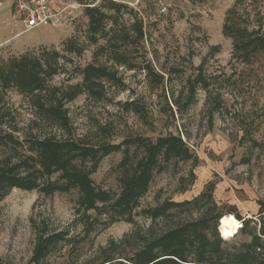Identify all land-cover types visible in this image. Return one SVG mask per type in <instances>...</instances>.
Masks as SVG:
<instances>
[{"label": "rangeland", "instance_id": "obj_1", "mask_svg": "<svg viewBox=\"0 0 264 264\" xmlns=\"http://www.w3.org/2000/svg\"><path fill=\"white\" fill-rule=\"evenodd\" d=\"M59 4L69 11L66 20L31 32H23L22 24L0 9V66L6 72L9 62L21 57L36 58L43 69L47 63L54 66L53 75L43 76L40 95L50 103L53 95L59 98L69 118V130L44 120L29 94L0 82V264H133L137 255H159L153 239L186 222L205 218L200 231L210 240L221 239L217 227L222 217L226 240L219 244L221 260L202 264H264V235L258 234L264 227V53L251 64L240 63L233 57V35L225 28L246 25L264 34V0ZM92 6L106 15L98 33L89 28ZM231 9L235 24L226 23ZM134 21L141 24L143 37L126 42L117 31ZM114 50L125 53L126 62L117 63ZM88 65L110 72L99 80L98 93L83 81ZM149 67L164 74L163 85L146 76ZM198 70L207 90L220 96V107L209 113L207 94L198 85L195 100L177 113L171 94L184 96L186 80ZM71 90L76 91L72 99L63 97ZM129 102L144 110L127 107ZM169 133L181 134L192 157L161 162L131 212L118 211L112 204L121 188L124 148L135 162L142 156L135 138L154 141ZM43 138L93 147L120 144L88 174L95 190L105 191L109 199L84 203L77 187H57L65 184L61 172L48 173L38 162L36 140ZM72 164L89 170L91 160L79 157ZM196 198L155 219L147 213L166 201ZM232 218L242 221L236 232L238 221L232 228L223 226ZM254 234L259 244L250 247ZM245 251L251 252L246 261H229ZM193 258L191 253L188 260Z\"/></svg>", "mask_w": 264, "mask_h": 264}, {"label": "trees", "instance_id": "obj_2", "mask_svg": "<svg viewBox=\"0 0 264 264\" xmlns=\"http://www.w3.org/2000/svg\"><path fill=\"white\" fill-rule=\"evenodd\" d=\"M89 11L90 31L92 33L102 31L101 25L106 15L101 13L94 6L90 7ZM230 14H234L233 9L228 12L226 17V23L229 22L232 24L233 21L235 22L237 20V16L232 18ZM234 22L233 24H235ZM235 25V27L228 24L225 26L230 35H233L232 37L235 42L233 44V57L244 65L251 64L257 54L264 53V34L259 33L257 30H248L246 25L245 27H240L237 24ZM117 32L126 42H138L143 37L142 26L140 23L138 24L137 21H134L130 28L125 27L123 30H118ZM113 59H115L117 63L126 62L125 53L123 54L114 50ZM6 69L5 72L4 67L0 66V82L4 87L10 83L17 85L21 90L25 91L33 98L35 106L44 120H51L62 129L69 130V118L66 115V111L62 109L60 99L56 98L55 100V96L53 95L54 98L50 100L53 101V103H50L49 101H45L43 96L40 95V93L45 90V78L43 76L50 77L53 75L56 71L54 66L47 63L45 64V69H43L39 60L36 58L30 59L21 57L9 62ZM109 73L110 72L105 68L88 65L83 70V81L90 91L98 93L95 91L101 85L99 80L108 77ZM146 76L152 79L153 83H156V85H163L164 83V74L155 72L151 67L147 69ZM206 81L203 72L198 70L193 78L186 80L182 88V92H184L185 88L187 90L184 96L179 94L180 96L174 97L173 93L171 94L172 99L170 103L171 106L175 107L177 113L182 112L184 108L195 100V90L198 85L202 87L207 94V103L211 105L209 113L211 112L212 114L213 110L220 107V96L217 93L213 94L211 91L207 90L208 83ZM75 95L76 91L71 90L63 97L72 99ZM125 105L127 107L133 106L136 110L139 108L140 111L144 110L142 106H137L135 103L129 102ZM171 106H168V108L173 115L174 111H172ZM36 142L40 147V151L37 152V155L41 168L43 167L48 173L53 170H59L62 174L61 178L65 179V184L57 187L63 189L77 187L82 193L80 201L83 199L84 203L95 201L105 202L109 199L105 191L97 192L95 190L88 174L97 167L98 161L103 156L114 150H118L120 144H105L93 147L85 146L71 139L55 140L53 138H43L36 140ZM134 143L138 148H141L142 156L134 162L132 156L129 154V150L124 148L123 156L119 162V167L124 170L120 178L121 188L117 199L112 204L118 207V211L121 210L123 214L130 213L135 207L138 198L146 192L154 171L161 169V162L167 163L171 159L180 160L192 157L181 134L169 133L167 135H160L154 141L145 137H138L134 139ZM79 157L84 160L86 157L90 158L91 166L89 170L74 167L72 162ZM189 176L193 178V173L191 171L189 172ZM43 189L44 191H48L49 186H43ZM203 195L204 192L200 194L199 198L203 197ZM197 199L198 198L182 202L166 201L160 206L149 209L147 213L152 219H155L158 216L164 215L170 207H185ZM91 205L93 206L94 204L92 203L90 206ZM204 222L205 218L199 221L186 222L168 230L158 238L153 239L152 244L155 247L158 246L157 251L160 252L159 255L155 254V252L144 258H140L141 255H137V259L133 264H161L163 262H171L173 264H189L190 262H195L196 264H202L205 261L215 262L221 260L219 244L222 242V239L216 238L210 240L201 232L200 228L203 227ZM258 234L260 236L264 235V227L259 230ZM258 238L259 236H257V234L252 235L251 239L253 244L248 246L251 247L254 244L258 245ZM191 253L194 255L193 261L188 260V256ZM250 255V251H245L235 256L236 259L233 257L229 261H246ZM224 262H227V259H225Z\"/></svg>", "mask_w": 264, "mask_h": 264}, {"label": "built area", "instance_id": "obj_3", "mask_svg": "<svg viewBox=\"0 0 264 264\" xmlns=\"http://www.w3.org/2000/svg\"><path fill=\"white\" fill-rule=\"evenodd\" d=\"M60 0H0V9H8V14L22 24V31L27 32L39 26H58L62 24L69 11L60 6ZM223 218V217H222ZM218 233L222 240H226L221 232V220ZM239 227L242 221L237 219Z\"/></svg>", "mask_w": 264, "mask_h": 264}, {"label": "bare ground", "instance_id": "obj_4", "mask_svg": "<svg viewBox=\"0 0 264 264\" xmlns=\"http://www.w3.org/2000/svg\"><path fill=\"white\" fill-rule=\"evenodd\" d=\"M234 225H237V221L234 218H232L231 220L224 221V225L223 226H224V228H227V227L232 228V226H234ZM238 227H239V224H238V226L235 227V232H236V230H237ZM220 229H221V232H222V220H221V228ZM223 236H224V234H223ZM224 238L226 239L225 236H224Z\"/></svg>", "mask_w": 264, "mask_h": 264}, {"label": "crops", "instance_id": "obj_5", "mask_svg": "<svg viewBox=\"0 0 264 264\" xmlns=\"http://www.w3.org/2000/svg\"><path fill=\"white\" fill-rule=\"evenodd\" d=\"M5 10H6V12L8 11V9L7 8H5ZM8 13V12H7ZM34 30V29H33ZM33 30H30V31H27V32H31V31H33Z\"/></svg>", "mask_w": 264, "mask_h": 264}]
</instances>
